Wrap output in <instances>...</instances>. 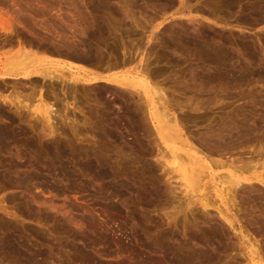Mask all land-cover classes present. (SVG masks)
<instances>
[{"label":"rangeland","instance_id":"1","mask_svg":"<svg viewBox=\"0 0 264 264\" xmlns=\"http://www.w3.org/2000/svg\"><path fill=\"white\" fill-rule=\"evenodd\" d=\"M99 1L0 0V68L11 59L29 56L25 61L43 60L65 80L50 85L39 79L37 93L29 97L32 102L27 97L33 92L30 82L1 83L3 96L18 86L27 97L20 94V100L27 101L21 103L28 107L21 112L0 100V127L6 132L4 137L0 134V239L22 246V256L31 258L24 264H177L184 259L190 262L186 264H251L248 255L255 248L250 244L264 256V231L252 225L250 233V227L228 233L218 214L219 199L211 191L214 177L235 171L214 165L215 160H232L235 166L239 157L251 160L264 152V0H102V6ZM28 41L36 44L30 49ZM77 53L89 60H73ZM93 77L118 82L92 85ZM128 80H134L136 90L122 85ZM158 90L172 107L159 101ZM150 99L180 119L182 138L169 123L152 119ZM48 108L58 109L53 111L52 136L41 116ZM220 129L222 138H211ZM183 136L190 139L189 146L181 142ZM200 138L210 142L206 145ZM172 150L182 159L189 155L207 162L208 176L201 188L196 182L188 188L182 184V165L170 169L166 161ZM221 151L225 158L218 156ZM104 171L110 177L103 180L98 174ZM28 177L32 179L24 187L18 185ZM123 184L132 188L126 190ZM256 185L253 195L264 196L263 186ZM56 186L65 193L57 192ZM115 188L121 190L118 196ZM210 193L207 211L202 204ZM110 203L118 210L110 209ZM95 222L99 228H93ZM225 226L229 230L223 231ZM10 257L0 248V264H12Z\"/></svg>","mask_w":264,"mask_h":264},{"label":"bare ground","instance_id":"2","mask_svg":"<svg viewBox=\"0 0 264 264\" xmlns=\"http://www.w3.org/2000/svg\"><path fill=\"white\" fill-rule=\"evenodd\" d=\"M107 1V0H106ZM106 1H105V3L101 0V1H99L100 3H98V5L100 4L101 6L102 5H105L106 4ZM226 1V0H225ZM231 1V0H230ZM234 1H236V2H239L240 0H234ZM262 1V0H261ZM83 2V1H82ZM244 2V1H243ZM94 3V2H93ZM231 3V2H230ZM229 4V3H228ZM234 4V3H233ZM252 4V3H251ZM110 5V4H109ZM232 5V4H231ZM256 5V4H255ZM88 6V5H87ZM259 6V5H258ZM257 7V6H256ZM253 8V7H252ZM261 8V7H260ZM259 9V8H258ZM110 10V9H109ZM260 10V9H259ZM262 10V9H261ZM112 11V10H111ZM103 13V12H102ZM92 14V13H91ZM95 15V14H94ZM95 17V16H94ZM97 17V16H96ZM88 19V18H87ZM96 20V19H95ZM112 20V19H111ZM84 22V21H83ZM94 22V21H93ZM82 24V23H81ZM84 24H85V22H84ZM83 24V25H84ZM87 24V23H86ZM94 24V23H93ZM98 25V24H97ZM102 25V24H101ZM89 26V25H88ZM87 26V27H88ZM83 27V26H82ZM87 27H85V28H87ZM95 27V26H94ZM102 27V26H101ZM89 29H91V30H93L94 31V29H92V28H89ZM85 30V29H84ZM104 30V29H103ZM7 32L8 30L7 29H4V32ZM86 31V30H85ZM88 31V30H87ZM17 32V31H16ZM91 32V31H90ZM99 32V31H98ZM11 33H12V31H11ZM77 33V32H76ZM100 33H101V31H100ZM10 34V33H9ZM93 34H95L94 32H93ZM12 36V35H11ZM92 36V35H91ZM33 37V36H32ZM83 37V36H82ZM85 37H87L86 35H85ZM96 37V36H95ZM35 38V37H34ZM44 38V37H43ZM97 38V37H96ZM33 39V38H32ZM8 40V39H7ZM12 40V39H11ZM21 40V39H20ZM44 40V39H43ZM53 40V39H52ZM6 41V40H5ZM12 41H14V40H12ZM12 41H11V43H12ZM34 41V40H33ZM54 41V40H53ZM194 41V40H193ZM7 42V41H6ZM5 42V43H6ZM10 42V41H9ZM21 42V41H20ZM19 42V43H20ZM25 42V41H24ZM50 42H51V40H50ZM91 42V41H90ZM197 42V41H196ZM18 43V42H17ZM23 43V42H22ZM28 43H29V41H28ZM34 44H36L35 42H33ZM32 42H31V44H33ZM43 43V42H42ZM47 43V42H46ZM206 43V42H205ZM13 44V43H12ZM24 44V43H23ZM33 44V45H34ZM51 44V43H50ZM49 44V45H50ZM62 44V43H61ZM66 44V43H65ZM69 44V43H68ZM196 44H198V43H196ZM195 44V45H196ZM20 45V44H19ZM25 45V44H24ZM24 45H23V48H24ZM29 45H30V43H29ZM28 45V46H29ZM33 45H30L29 47H30V49H31V46H33ZM43 45V44H42ZM70 45V44H69ZM194 45V46H195ZM199 45V44H198ZM12 46V45H11ZM21 46V48H22V44L20 45ZM26 46V45H25ZM54 46V45H53ZM63 46V45H62ZM62 46L60 47V48H62ZM169 46V45H168ZM205 46V45H204ZM9 47H10V45H9ZM37 47H39L38 45H37ZM54 47H56V46H54ZM74 47V46H73ZM208 47H211V46H209L208 45ZM44 48V47H43ZM53 48V47H52ZM67 49H68V47H66ZM66 48H65V50H66ZM70 48H71V46H70ZM81 48V47H80ZM79 48V49H80ZM82 48H84V47H82ZM201 48V47H200ZM203 49H204V47H202ZM8 49V48H7ZM26 49V48H25ZM33 49V48H32ZM35 49V48H34ZM38 49V48H37ZM40 49V48H39ZM78 49V48H77ZM207 49V48H206ZM27 50V49H26ZM46 50V49H45ZM55 50V49H54ZM56 50H59L58 48L56 49ZM55 50V51H56ZM62 50V49H61ZM72 50V49H71ZM73 50H74V48H73ZM205 50V49H204ZM30 51V50H29ZM33 51V50H32ZM35 51V50H34ZM39 51V50H38ZM60 51V50H59ZM64 51V50H63ZM77 51V50H76ZM80 51V50H79ZM86 51H87V49H86ZM200 51H202V50H200ZM208 51V50H207ZM31 52V51H30ZM41 52V51H40ZM44 51H42V53H43ZM50 52V51H49ZM51 52H53V51H51ZM50 52V53H51ZM73 52V51H72ZM203 52V51H202ZM201 52V53H202ZM23 53V51H21V54ZM27 53H28V51H27ZM26 53V54H27ZM49 53V54H50ZM67 53H70V51H68ZM88 53V52H87ZM203 53H205V52H203ZM210 53H211V51H210ZM213 53V52H212ZM216 53V52H215ZM29 54V53H28ZM32 54V52L30 53V55ZM39 54V53H38ZM46 54H48V53H46ZM53 54H55V53H53ZM81 54V53H80ZM80 54H75L73 57H72V59L73 60H77V61H84V62H86V61H88L89 60V58H87L86 56H84V55H80ZM217 54H219V53H217ZM51 55V54H50ZM56 55V54H55ZM91 55V54H90ZM202 55V54H201ZM206 55V54H205ZM22 56V55H21ZM23 56H24V53H23ZM62 56V55H61ZM208 56V55H207ZM219 56V55H218ZM20 57V56H19ZM27 56H25V58H26ZM214 57V56H213ZM213 57H210V58H212L211 59V61H214L215 60V58L213 59ZM13 59H14V57H12ZM21 58V57H20ZM20 58L18 59V58H16V59H18V60H16V61H7V60H9L10 58H6L7 60V62H5L6 64L3 66V68H0V86H1V83L3 84V83H5V84H7L6 82L8 81V83H9V80H11L12 82H11V84L13 83V80H14V82H19V81H21L22 82V80L23 81H28V82H30L31 84H32V86H31V90L33 91H31L32 93H28V95H27V97L29 98V97H32V94L33 93H37V91H38V86L40 85H37L39 82L41 83V81L42 82H44V84H47V82L49 83H52V84H50V85H53V82H55V81H61V83L62 82H65V80H63L64 79V75H62V72H54V71H51V69H49V68H47V67H45V66H47V64L48 63H45L43 60H32V61H25L26 59H28L29 58V56H28V58H26V59H24V57H22L21 58V60H20ZM218 58V57H217ZM22 59H24V60H22ZM30 59H32V57L30 58ZM35 59V58H34ZM68 59V58H67ZM205 59V58H204ZM222 59V58H221ZM220 59V60H221ZM207 60V59H206ZM4 61H5V59H4ZM72 61V60H71ZM92 61H94V60H92ZM205 61V60H204ZM208 61V60H207ZM209 61H210V59H209ZM208 61V62H209ZM217 61V60H216ZM49 62V61H48ZM3 64H4V62H2ZM75 63V62H74ZM88 63V62H87ZM95 63V62H94ZM102 63V62H101ZM217 63V62H216ZM215 63V64H216ZM120 64V63H119ZM209 64H210V62H209ZM220 64V63H219ZM222 64V63H221ZM77 65V64H76ZM81 65V64H80ZM92 65H94V64H92ZM218 65V64H217ZM225 65V64H224ZM223 65V66H224ZM119 67H120V65H118ZM220 66V65H219ZM226 66V65H225ZM45 67V68H44ZM89 67H90V65H89ZM96 67V66H95ZM67 68V67H66ZM43 69V70H42ZM109 69H111V67L109 68ZM107 71V70H106ZM262 74H263V72H262ZM70 76H73V74L71 73V75ZM69 76V77H70ZM69 77H68V79H69ZM137 78H138V76H136ZM78 78V77H77ZM84 78V77H83ZM88 78H90V77H88ZM133 78V77H132ZM140 78V77H139ZM39 79H41V81H39ZM73 79V78H72ZM80 79V78H79ZM63 80V81H62ZM70 80V79H69ZM68 80V81H69ZM74 80V79H73ZM117 80V78H91V84L93 85V84H98V83H107V84H113L114 82L115 83H117L118 81H116ZM143 80V79H142ZM120 81V80H119ZM129 81V80H128ZM132 81H134V80H132ZM132 81H129V82H126V83H122V85H125V86H127V87H131V88H135L136 86H135V83H133ZM69 82H71V81H69ZM79 82V81H78ZM82 82H84V81H82ZM88 83V81H85L84 83ZM122 82H123V80H122ZM125 82V81H124ZM136 82H137V80H136ZM68 83V82H67ZM72 83V82H71ZM77 83V82H76ZM75 83V84H76ZM80 83V82H79ZM114 83V84H115ZM17 84V83H16ZM15 84V85H16ZM20 84V83H19ZM19 84H17V85H19ZM21 84H23V83H21ZM56 84V83H55ZM58 84V83H57ZM60 84V83H59ZM63 85V84H62ZM73 85V84H72ZM80 85V84H79ZM120 85V84H119ZM121 85V86H122ZM137 86H138V83L136 84ZM8 86V85H7ZM20 86V85H19ZM44 86H46V85H44ZM68 86H69V83H68ZM83 86V85H82ZM88 86V85H87ZM141 86H143V85H141ZM145 86V85H144ZM3 87V86H2ZM2 87H0V88H2ZM13 87V86H12ZM38 87V88H37ZM55 87V86H54ZM93 87V86H92ZM5 88V87H4ZM4 88H3V90H4ZM13 88H15V89H13V91L11 92V94L13 95H11V94H8V95H6V96H3L2 95V93H4V91L2 92L1 91V94H0V100H2V102H4V104H8V105H10V106H13V107H16L17 109H24L25 107H26V103H21V100L24 98V99H26L27 100V97H23L22 96V94H21V92L19 91V87L17 86V87H13ZM24 88H26V87H24ZM28 88V87H27ZM44 88V87H43ZM42 88V89H43ZM47 88V87H46ZM126 88V87H125ZM7 89V88H6ZM41 89V90H42ZM57 89H59V88H57ZM64 89V88H63ZM78 89V88H77ZM76 89V90H77ZM93 89V88H92ZM127 89V88H126ZM129 89V88H128ZM143 89V88H142ZM23 89H21V91H22ZM25 90V89H24ZM44 90V89H43ZM48 90H49V88H48ZM71 90V89H70ZM82 90V89H81ZM87 90V89H86ZM95 90H97V89H95ZM134 90H136V88L134 89ZM140 89L138 88V91H139ZM145 91H147V89H144ZM149 90H150V88H149ZM155 90H157V88H155ZM161 90V89H160ZM160 90H158V92L156 93L157 95H159L158 97H159V101H163V103L164 104H166L167 106H171V104H172V102H170V99L168 100V98H167V96L164 94V92H163V90L162 91H160ZM46 91H47V89H46ZM50 91V90H49ZM59 91V90H58ZM137 91V92H138ZM27 92H29V91H26V93ZM41 92V91H40ZM52 92V91H51ZM62 92H64V91H62ZM96 92V91H95ZM128 92V91H127ZM129 92H130V90H129ZM132 92V91H131ZM149 92V91H148ZM14 93L15 94H18V96L16 95H14ZM25 93V94H26ZM47 92H45V94H46ZM71 93V92H70ZM146 94H147V92H145ZM21 94V95H20ZM30 94H31V96H30ZM73 94V93H72ZM85 94V93H84ZM133 94H135L134 92H133ZM132 94V95H133ZM150 94H151V92H150ZM22 96L23 98L20 100V96ZM38 95V94H37ZM48 95H52V94H48ZM58 95V94H57ZM56 95V96H57ZM131 95V94H130ZM157 95H156V97H157ZM15 96V97H14ZM24 96H26V95H24ZM35 96V95H34ZM34 96H33V98H34ZM40 96H42V93L40 94ZM47 96V95H46ZM134 96V95H133ZM146 96H148V94L146 95ZM48 98H49V96H47ZM55 97V96H54ZM140 97V96H139ZM32 98V99H33ZM44 98V97H43ZM57 98V97H56ZM60 98V97H59ZM146 98V97H145ZM23 99V101H25ZM30 99V98H29ZM28 99V100H29ZM46 99V98H45ZM55 99V98H54ZM75 99V98H74ZM140 99V98H139ZM191 99H192V97H191ZM48 101L50 100V98L49 99H47ZM63 100V99H62ZM76 100V99H75ZM172 101L174 100V99H171ZM30 101H31V99H30ZM29 101V102H30ZM54 101V100H53ZM57 101V100H56ZM25 102H27V101H25ZM32 102V101H31ZM30 102V103H31ZM139 102V101H138ZM50 103V102H49ZM63 103V102H62ZM192 103H193V101H192ZM22 104H25V106L24 105H22ZM108 104V103H107ZM147 104V103H146ZM158 104V103H157ZM189 104V103H188ZM46 105H47V103H46ZM59 105V104H58ZM110 105V104H109ZM151 106V112H150V114H151V117H152V119L154 120V119H158V120H160L161 121V119H162V121L161 122H165L164 124H168V126L169 127H171L172 128V130H174L173 132L175 133V134H177V133H179V137H181L182 138V129H184V128H182L180 125L181 124H179L178 123V120H180L178 117H176L175 115H172L171 113H170V111L169 110H167V109H169L168 107H165L164 108V110H161V108L159 107V106H157L156 105V102H154L153 101V99L151 100H149L148 101V106ZM176 105V104H175ZM178 105V104H177ZM7 106V105H6ZM103 106V105H102ZM173 106V105H172ZM171 106V107H172ZM192 106V105H191ZM198 106V105H197ZM5 107V106H4ZM20 107H22V108H20ZM28 107V106H27ZM26 107V108H27ZM30 107V106H29ZM62 107V106H61ZM180 107H181V105H180ZM182 107H184L183 105H182ZM138 108V107H137ZM174 108V107H173ZM193 108V107H192ZM197 108H199V107H197ZM4 109V108H3ZM29 109V108H28ZM31 109V108H30ZM53 109V108H52ZM51 108H48V109H46L45 110V112H43L42 113V115L41 116H43V118H44V120H45V122L46 123H48V127L50 128V132H51V135L50 136H52V134H54V132L55 131H53V126H52V123H53V121H54V118H53V116H54V112L56 111V110H58V109H56V110H52ZM194 109H196V108H194ZM11 110V109H10ZM15 110V109H14ZM22 110H21V112H22ZM25 110V109H24ZM60 110V109H59ZM199 110V109H198ZM9 111V110H8ZM12 111V110H11ZM16 111V110H15ZM27 111V110H26ZM25 111V112H26ZM54 111V112H53ZM106 111V110H105ZM114 111V110H113ZM197 111V110H196ZM10 112V111H9ZM17 112V111H16ZM58 112V111H57ZM56 112V113H57ZM129 112V111H128ZM1 113H4V112H1ZM27 114V113H26ZM132 114V113H131ZM234 114V113H233ZM0 115H2V114H0ZM241 115V114H240ZM239 115V116H240ZM3 116V115H2ZM30 116V115H29ZM36 116V115H35ZM57 117L59 116V115H56ZM62 116V115H61ZM178 116V115H177ZM180 116V115H179ZM1 117V116H0ZM108 117V116H107ZM241 117V116H240ZM61 118V117H60ZM70 118V117H69ZM97 118H99V117H97ZM112 118V117H111ZM231 118H232V116H231ZM230 118V119H231ZM234 118V117H233ZM239 118V117H238ZM1 119V118H0ZM7 119V118H6ZM35 119V118H34ZM37 119V118H36ZM56 119V118H55ZM100 119V118H99ZM105 119V118H104ZM229 119V120H230ZM236 119V118H235ZM244 119V118H243ZM2 120V119H1ZM38 120H40L39 119V117H38ZM107 120V119H106ZM113 120V119H112ZM237 120V119H236ZM246 120V119H245ZM3 121H4V119H3ZM8 121V120H7ZM244 121V120H243ZM242 121V122H243ZM261 121V120H260ZM17 122V121H16ZM74 122V121H73ZM182 122V121H181ZM238 122V121H237ZM8 123V122H7ZM172 123V124H171ZM234 123V122H233ZM246 123V122H245ZM6 124V123H5ZM45 124V123H44ZM56 124V123H55ZM170 124H171V126H170ZM229 124V123H228ZM241 124V123H240ZM246 124H248V123H246ZM39 125V124H38ZM219 125V124H218ZM233 125V124H232ZM243 125H245V124H243ZM227 125H226V123H225V127H226ZM249 126H251V125H249ZM48 127H47V129H48ZM57 127V126H56ZM182 129H181V128ZM218 127V126H217ZM223 127V126H222ZM232 127V126H231ZM240 127H241V125H240ZM243 127H246V126H243ZM43 128V127H42ZM171 128H169L170 130H171ZM230 128V127H229ZM242 128V127H241ZM248 128V127H247ZM45 129H46V126H45ZM46 129V130H47ZM52 129V130H51ZM55 129V128H54ZM187 129V128H186ZM227 129H228V127H227ZM237 129H238V127H237ZM257 129V128H256ZM213 130V129H212ZM229 130V129H228ZM234 130H236V129H234ZM245 131L246 130H248V131H250L249 129H244ZM252 130H254V129H252ZM251 130V131H252ZM185 131H187V130H185ZM211 131V130H210ZM216 131V130H215ZM244 131V132H245ZM260 131H262V130H260ZM264 131V130H263ZM262 131V132H263ZM112 132V131H111ZM170 132V131H169ZM227 132H229V131H227ZM239 132V131H238ZM241 132V131H240ZM243 132V133H244ZM247 132V131H246ZM184 133V132H183ZM191 133V132H190ZM211 133V132H210ZM212 133H213V131H212ZM211 133V134H212ZM224 133V130L222 129H220V130H218L217 131V133H215L214 132V134L211 136V138L212 137H218V138H222V134ZM250 133H253V131L252 132H250ZM0 134H1V136H5L6 135V132L4 131V129L3 128H1L0 127ZM50 134V133H49ZM49 134L47 135V136H49ZM56 134V133H55ZM100 134H102V133H100ZM110 134V133H109ZM173 134V133H172ZM187 134V133H186ZM227 134V133H226ZM225 134V135H226ZM230 134H232V132L230 133ZM236 134V133H235ZM245 134V133H244ZM248 134H249V132H248ZM107 135V134H106ZM190 135V134H189ZM189 135H187V137H189ZM206 135V134H205ZM204 135V136H205ZM224 135V134H223ZM234 135V134H233ZM233 135H231V136H233ZM110 136V135H109ZM171 136V135H170ZM175 136V135H174ZM193 136H195L194 134H193ZM197 136V135H196ZM228 136V135H227ZM230 136V137H231ZM243 136V135H242ZM264 136V135H263ZM108 137V136H107ZM172 137V136H171ZM177 137V136H176ZM199 137V136H198ZM56 138V137H55ZM191 138V137H190ZM194 137H192V139H193ZM224 139H225V137H223ZM238 138V137H237ZM183 139H185L184 138V136H183ZM196 139H197V137H196ZM201 139V138H200ZM205 139H206V137H205ZM209 139V138H208ZM216 139V138H215ZM214 139V140H215ZM187 140H190V139H185V140H183V141H181V142H185V143H187L188 145L187 146H189V143H188V141ZM202 140V139H201ZM212 140V139H211ZM213 140V141H214ZM223 140V139H222ZM263 140V139H262ZM197 141V140H196ZM198 141H200V140H198ZM203 141V140H202ZM206 141V145H207V143H209L210 142V140H208L209 142H207V140H205ZM205 141H203V142H205ZM218 141V140H217ZM220 141V140H219ZM228 141V140H227ZM191 142V141H190ZM216 142V141H215ZM213 142L211 141V144H212ZM217 143H219V142H217ZM215 144V147H214V144H213V146L212 147H214L216 150L218 149V151H220L221 150V148L222 147H220V145L219 144ZM232 143V142H231ZM230 143V144H231ZM260 143V142H259ZM183 144V143H182ZM191 145H192V143H190ZM197 144V143H196ZM199 144V143H198ZM235 144V143H234ZM261 144H262V142H261ZM194 146V145H193ZM211 146H210V151H212L213 149H211ZM197 148H195V149H199L198 148V146H196ZM207 147V146H206ZM209 147V146H208ZM207 147V148H208ZM217 147V148H216ZM263 147V146H262ZM192 148V147H191ZM194 148V147H193ZM203 148H205V147H203ZM206 148V149H207ZM205 149V150H206ZM209 149V148H208ZM258 149V151H259V153H260V151L262 150V149H260L259 150V148H257ZM201 150V149H200ZM223 150V149H222ZM207 151V150H206ZM205 151V152H206ZM209 151V150H208ZM207 151V152H208ZM217 151V153H219ZM254 151H256L255 149H254ZM257 151V152H258ZM262 151H264V150H262ZM198 152V151H197ZM196 152V153H197ZM216 152V151H215ZM215 152H214V154H215ZM244 152V151H243ZM252 152V151H251ZM195 153V152H194ZM200 153H202V152H200ZM221 153L222 154H220V155H218V156H221L222 158H225L226 156H224L225 154H223V152L221 151ZM225 153V152H224ZM246 153V152H245ZM254 153H256V152H254ZM262 153V155H260ZM260 154H259V156L257 155V156H255V157H251V160H247V158L245 159V157H239L238 158V163H237V165H235L234 166V161L232 162V160H231V162L230 163H228V162H217L215 159V161H214V165L215 164H217V165H219V166H221V167H227L228 169H230L229 167H233V169H235V171L233 170V172H228V175H226L225 174V176H222V177H214V189L211 191L213 194L212 195H214V196H216V197H218V199H219V202H220V206H218L217 207V210H218V214L221 216V218L224 220L223 222L224 223H226L227 224V226L229 227V229H228V227L226 228V226H225V229L226 230H223V229H221V231L223 230V231H227V229L229 230L228 231V233L231 231H233V232H236V234H238L237 232H238V229L240 228L241 230H247L249 227V229H248V232L249 231H251V228H252V225L253 226H255L254 228H256L257 227V229H255V230H261V231H264V198H262V197H264V196H262V197H255L257 194V192H255V194L256 195H253L254 194V190H258L257 188V185L256 184H260L261 186H263V189H264V152H261ZM199 154V153H198ZM211 154H213V153H211ZM253 154V153H252ZM257 154V153H256ZM199 155H201V154H199ZM209 155H210V153H209ZM246 155V154H245ZM254 155V154H253ZM182 156V155H181ZM181 156L178 154V153H176V151H173L172 150V152L170 153V160H168V161H166L167 163H168V166L170 167V169L172 170V171H174V170H176V168L178 167V166H180V165H182V171H183V175H184V179H183V185H185L186 186V188H188V187H191V184L192 183H194V182H196V184L195 185H197V187L200 185V188H201V184H204L203 183V181H204V179L205 178H207L206 176H208V175H205L204 176V174L206 173V171H207V169H209V165L207 164V162H205V160H203L202 158H196L195 156H189V155H186V159H182L181 158ZM224 156V157H223ZM232 156V155H231ZM251 156V155H250ZM181 159L183 160V161H181ZM248 159H249V157H248ZM234 160V159H233ZM235 161H236V159H235ZM103 165V164H102ZM160 167V166H159ZM92 168V167H91ZM96 168V167H95ZM181 168V167H180ZM160 170V169H159ZM158 171V170H157ZM17 172V171H16ZM110 172V171H109ZM165 172V171H164ZM19 174V173H18ZM115 174V173H114ZM117 175H118V177H119V174L117 173ZM117 175H115V176H117ZM88 176V175H87ZM18 177V176H17ZM23 177V176H22ZM91 177V176H90ZM98 177L99 178H101V179H107V178H109L110 177V173H108L107 171L105 172H99V174H98ZM11 178V177H10ZM9 178V179H10ZM95 178V177H94ZM15 179V178H14ZM32 179V177H28V178H21V182L18 184V185H25L26 183H27V181H30ZM71 179V178H70ZM100 179V180H101ZM17 180V179H16ZM18 181V180H17ZM20 181V180H19ZM7 183H9V185H15V183L12 181V180H9ZM17 183V182H16ZM31 183V182H30ZM172 183V182H171ZM46 184V183H45ZM181 184V185H182ZM124 185V184H123ZM122 185V187H124L126 190L127 189H131L132 187H128L127 185H124L123 186ZM180 185V186H181ZM256 185V186H255ZM154 186V185H153ZM178 186V185H177ZM204 186V185H203ZM202 186V187H203ZM22 187H24V186H22ZM48 187V186H47ZM74 187V186H73ZM159 187V186H158ZM56 188V190H57V192H61V193H65V190L64 189H62V187L60 188L59 186L57 187H55ZM69 188H70V186H69ZM78 188V187H77ZM120 188V187H119ZM156 188V187H155ZM262 188V187H261ZM72 189H75V188H72ZM116 189V188H115ZM114 189V190H115ZM260 189V188H259ZM49 190V189H48ZM55 190V191H56ZM87 190V189H86ZM105 190H106V188H105ZM113 190V189H112ZM151 190V189H150ZM260 190H262V189H260ZM156 191V190H155ZM121 192V190L119 191L118 189H116L115 190V193H116V196H118L119 195V193ZM150 192V191H149ZM167 192V191H166ZM190 192V191H189ZM210 192V191H209ZM259 192V191H258ZM169 193H170V191H169ZM194 193V192H193ZM191 194V193H190ZM195 194V193H194ZM170 195V194H169ZM211 193L208 195V196H205V199L202 201L203 202V204H202V206L204 207L203 209H208L209 210V207H210V202L208 203V201L210 200V198H211ZM260 195V194H259ZM258 195V196H259ZM262 195V194H261ZM172 196V195H171ZM187 196V195H186ZM210 196V197H209ZM176 198V197H175ZM32 199H33V197H32ZM110 199V198H109ZM100 200H101V198H100ZM238 200H240V202H241V205H243L244 206V209H243V211L242 210H239V208H238V203H239V201ZM35 201V200H34ZM105 201V200H104ZM111 201V200H110ZM238 201V202H237ZM100 202V201H99ZM31 203V202H30ZM230 203H231V206H230ZM100 204V203H99ZM104 204V203H103ZM105 204H107V203H105ZM198 204V203H197ZM110 205H111V208L110 209H112V210H114V211H116V210H118V208H117V205H114V204H111L110 203ZM109 205V206H110ZM121 206V205H120ZM243 206H240L241 208L243 207ZM119 207V206H118ZM189 207V206H188ZM211 208V207H210ZM240 208V209H241ZM108 209V208H107ZM109 209V210H110ZM195 209V208H194ZM207 210V211H208ZM216 210V211H217ZM234 210H236L235 212L236 213H234ZM106 211V210H105ZM206 211V212H207ZM239 211H241V212H239ZM118 212H120V211H118ZM244 212V213H243ZM90 213V212H89ZM209 213H210V211H209ZM209 213L207 212L206 213V217H208V215H209ZM218 214H216V215H218ZM114 215V214H113ZM213 215V214H212ZM244 215V217H243V219L246 221L247 220V225L244 227V225H241V222H242V216ZM213 217H215V216H213ZM94 218V217H93ZM67 219V218H66ZM89 219H90V216H89ZM214 220V219H213ZM221 220V219H220ZM241 220V221H240ZM62 221H64V220H62ZM211 221H212V219H211ZM65 222H66V220H65ZM81 222V221H80ZM88 222V221H87ZM220 222H222V221H220ZM69 223H70V221H69ZM245 223V222H244ZM85 224V223H84ZM87 224V223H86ZM99 224V223H98ZM96 222L92 225L93 226V228H99L100 226V224L98 225ZM81 226L79 227V230H81V233H83L84 232V230H83V227H84V225H82V224H80ZM68 227V225H65L64 224V227ZM91 226V227H92ZM99 226V227H98ZM218 226V225H217ZM61 227H63V225L61 226ZM222 227V226H221ZM69 228V227H68ZM219 228H220V225H219ZM245 228V229H244ZM60 229V228H59ZM72 229H74V228H72ZM71 230V229H70ZM75 230V229H74ZM93 230V229H92ZM95 230V229H94ZM213 230V229H212ZM218 230V229H217ZM217 230H215V231H217ZM57 231V230H56ZM69 231V230H68ZM78 231V230H77ZM83 231V232H82ZM220 231V230H219ZM219 232V233H222V232ZM261 231H258V232H261ZM66 232V231H65ZM92 232V231H91ZM187 232H188V230H187ZM218 232V231H217ZM216 232V233H217ZM242 232L243 231H241L240 232V234L241 235H239L238 237H239V240L240 241H245V240H242V239H244V236L242 235ZM245 232V231H244ZM247 232V231H246ZM257 232V231H256ZM105 233V232H104ZM186 233V232H185ZM219 233H217L216 235H218ZM226 233V232H225ZM250 233V232H249ZM79 234V233H78ZM107 234V233H106ZM227 234V233H226ZM245 234V233H244ZM248 234V233H247ZM260 234V233H259ZM70 235V234H69ZM76 235V234H75ZM192 235V234H191ZM6 236V235H5ZM81 236V235H80ZM219 236V235H218ZM3 237V236H2ZM83 237V236H82ZM164 237V236H163ZM76 238V237H75ZM101 238H102V236H101ZM194 238V237H193ZM219 238V237H218ZM236 238V237H235ZM166 239V238H165ZM191 239V238H190ZM199 239H201V237L199 238ZM198 239V240H199ZM226 239V238H225ZM97 240V239H96ZM99 240H101L100 238H99ZM98 240V241H99ZM108 240V239H107ZM171 240V239H170ZM227 240V239H226ZM230 240H231V238H230ZM247 240V239H246ZM88 242V241H87ZM248 242L250 243V240H248ZM0 248H1V251H4L5 252V254L9 257V255H11V257H10V259H13L12 260V264H24L25 262L26 263H29V262H31L30 260H31V258L30 259H27V257L26 256H22V254L20 253V249H21V247L22 246H18V245H16L15 243H13V241L10 239V238H6V237H4V239H0ZM98 243V242H97ZM155 243V242H154ZM198 243V242H197ZM247 243V242H246ZM144 244V243H143ZM259 244V243H258ZM21 245V244H20ZM99 245H100V243H99ZM102 245V244H101ZM253 248H255L254 250H252L251 251V254H249L248 255V258H249V261H250V263L251 264H263V262H264V256H262L263 254H261L260 253V251L258 250V248H256V247H254V244L252 245V244H250ZM98 249V248H97ZM141 249V248H140ZM146 249H147V247H146ZM193 249V248H192ZM184 250V249H183ZM260 250H261V248H260ZM171 251V250H170ZM108 252V251H107ZM133 252V251H132ZM140 252V251H139ZM167 252H169V251H167ZM190 252V251H189ZM200 252H201V250H200ZM261 252H262V250H261ZM135 253V252H134ZM152 253V252H151ZM188 253V252H187ZM192 253V252H191ZM36 254V253H35ZM96 254V253H95ZM131 254V253H130ZM135 254H137V253H135ZM167 254V253H166ZM201 254V253H200ZM156 255V254H155ZM179 255V254H178ZM189 255V254H188ZM39 256V255H38ZM182 256V255H181ZM198 256V255H197ZM36 257H37V255H36ZM158 257H160V256H158ZM168 257V256H167ZM187 257H189V256H187ZM191 257V256H190ZM189 257V258H190ZM244 257V256H243ZM16 258H17V260H16ZM177 258H179V257H177ZM193 258H194V254H193ZM197 258V257H196ZM196 258H195V260H196ZM199 258V257H198ZM197 258V259H198ZM244 258H246V257H244ZM15 259V260H14ZM176 259V258H175ZM184 259V258H183ZM187 259V258H186ZM257 259V260H256ZM25 260V261H24ZM33 261H34V258L32 259ZM96 260H97V258H96ZM123 260V259H122ZM124 260H125V258H124ZM159 260V259H158ZM167 260V259H166ZM245 260V259H244ZM38 261V260H37ZM160 261V260H159ZM171 261V260H170ZM187 260H180L177 264H186V263H190L189 261H187ZM129 262V261H128ZM138 262V261H137ZM168 262V261H167ZM172 262V261H171ZM177 262V261H176ZM39 263V262H38ZM92 263V262H91ZM130 263V262H129ZM161 263V262H160ZM31 264H34L33 262L31 263ZM35 264H36V262H35ZM41 264V263H40ZM43 264V263H42ZM90 264V263H89ZM97 264V263H96ZM164 264V263H163ZM166 264V263H165ZM175 264V263H174Z\"/></svg>","mask_w":264,"mask_h":264}]
</instances>
